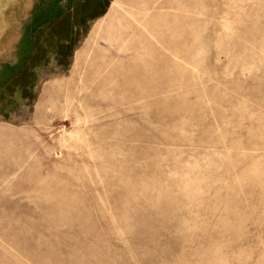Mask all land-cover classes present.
<instances>
[{
    "label": "rangeland",
    "instance_id": "1",
    "mask_svg": "<svg viewBox=\"0 0 264 264\" xmlns=\"http://www.w3.org/2000/svg\"><path fill=\"white\" fill-rule=\"evenodd\" d=\"M99 5L11 49L0 264H264V0Z\"/></svg>",
    "mask_w": 264,
    "mask_h": 264
},
{
    "label": "crops",
    "instance_id": "2",
    "mask_svg": "<svg viewBox=\"0 0 264 264\" xmlns=\"http://www.w3.org/2000/svg\"><path fill=\"white\" fill-rule=\"evenodd\" d=\"M101 1L102 0H52L48 9L42 10L44 9L42 7L43 0H16L14 2L15 6H8L6 10V5L11 3L8 2V0H2V11L4 12V17L7 21V29L5 30L6 37H4V40L6 42V47L9 48V58L4 55L0 57V79L5 78V71L14 70L16 68L19 71H14L12 77H10V75L6 76V78L9 79L7 83L11 84V79H21V71L25 73L28 64L27 60H24L23 67L20 62H18L20 64L19 66H15L12 65L10 56L12 47L15 48L16 44L20 43V41L21 44H24L23 41L26 39V32H30L29 35L31 36H34V34L36 36V34H38L37 32H59L62 29H65L70 33L68 36L69 39H67L70 41H65L63 39V42L58 44L62 39H60L57 34H54L55 36L51 38L56 41L55 44L57 45L76 46L77 43L75 44L74 41L76 36L83 32V25L96 17L94 14L96 13V10L92 11L90 7L100 6L99 3ZM11 10L14 15L12 22H10ZM37 12L39 13L37 14ZM28 14L33 15L31 19L32 22L29 23H34L35 25L28 24ZM38 16L40 18H37ZM11 36H15L13 43H9V40L11 41ZM35 40L37 41L38 39L36 38ZM31 45L42 46V44L38 42H35L34 44L32 43ZM35 53L36 51L34 54ZM1 83L0 86H3L4 83Z\"/></svg>",
    "mask_w": 264,
    "mask_h": 264
}]
</instances>
